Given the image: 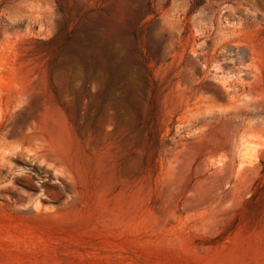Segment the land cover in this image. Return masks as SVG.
I'll return each instance as SVG.
<instances>
[{"label":"rangeland","instance_id":"rangeland-1","mask_svg":"<svg viewBox=\"0 0 264 264\" xmlns=\"http://www.w3.org/2000/svg\"><path fill=\"white\" fill-rule=\"evenodd\" d=\"M0 264H264V0H0Z\"/></svg>","mask_w":264,"mask_h":264}]
</instances>
